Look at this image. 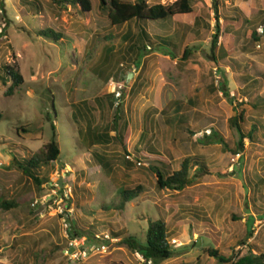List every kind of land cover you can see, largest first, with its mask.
I'll return each mask as SVG.
<instances>
[{"label":"rangeland","instance_id":"rangeland-1","mask_svg":"<svg viewBox=\"0 0 264 264\" xmlns=\"http://www.w3.org/2000/svg\"><path fill=\"white\" fill-rule=\"evenodd\" d=\"M0 1V32L5 31L0 75L5 76L3 66L11 65L25 78L14 95L6 94L11 82L5 86L0 78V193L20 203L0 212V264H146L122 241L129 235L144 241L149 221L159 218L168 223L176 253L160 264H231L210 256L209 248L232 259L264 251V103L259 100L264 98V36H251L264 27V0H221L222 34L215 52L218 19L212 0H194L191 17L156 22L148 28L153 42L136 51L131 44L138 42L140 27L135 22L111 26L99 7L80 13L53 0ZM44 29L56 31L60 40L40 36ZM130 32L133 38H126ZM160 36L172 45L161 43ZM186 47L193 53L181 61ZM224 80L233 101L221 90ZM112 81L126 87L118 104L109 107L105 96ZM174 101L184 105L187 121L170 125L163 110ZM250 102L260 103L259 108ZM78 103H86L97 126L112 122L118 110L122 132L126 125L130 131L128 151L141 164L127 167L117 149L111 172L96 163L93 147L72 118ZM243 108L245 128L255 122L258 128L238 158L214 133L235 147L240 136L229 120ZM53 126L61 155L43 168L49 182L40 192L15 159L22 161L50 142ZM151 147L166 159L168 172L186 157L193 159V172L200 164L206 169L193 186L162 190L149 160L139 153ZM139 185L144 193L124 210L115 209L119 189ZM53 188L59 189L58 198L49 200ZM66 204L73 230L89 241L85 248L101 236L108 251L90 252L85 259L65 252L68 241L57 210Z\"/></svg>","mask_w":264,"mask_h":264},{"label":"trees","instance_id":"trees-1","mask_svg":"<svg viewBox=\"0 0 264 264\" xmlns=\"http://www.w3.org/2000/svg\"><path fill=\"white\" fill-rule=\"evenodd\" d=\"M59 4L68 3L74 6L80 13H89L93 12L99 7L100 13L107 16L108 23L111 26H124L126 24L135 22L141 30V34L138 37V42L135 40L131 44L133 51L145 50L146 46L143 44L145 41L153 42L152 36L148 33V28L156 24V22L167 20L169 18H179V17H191L195 14L193 8L194 0H175L170 4H150L148 0H53ZM2 7L4 3L2 2ZM220 5L221 0H212V8L218 19L217 30L212 36V51L215 52L218 48L219 38L222 34L221 25L219 23L220 19ZM5 19V17H4ZM5 31H2V33ZM0 33V38L2 36ZM40 36H45L52 38L55 41L60 40V34H58L53 29H44ZM132 32L127 34L126 38H133ZM251 36L253 39L258 40L259 35L257 31H252ZM157 39L164 43V45H172L170 40L163 37H157ZM193 53L191 47H186L181 61H187ZM3 72L5 76H1L5 86L11 82V85L6 90L7 95H14V92L20 90L25 83V78L15 66L5 65L3 66ZM221 90L224 93V96L228 97L230 101H233V98L230 97L229 91L226 87L225 80L221 81ZM105 98L109 102V107H114L118 104V101L113 93L107 94ZM54 100V99H53ZM260 103H264V98H259ZM258 102L251 103L254 109L259 108ZM99 105L103 108V103L101 99L99 100ZM244 104L241 103L242 107ZM101 108V109H102ZM172 108V110H171ZM184 105L178 101H174L169 105L167 109L163 110V115L170 125L179 122L187 121L186 116L183 114ZM106 108L104 112L106 113ZM174 112V114H173ZM245 108L240 112L235 113L229 120L230 126L235 128L240 136L237 145L233 148H230L228 143L223 137H220L219 134L214 133L215 140L224 144L228 147L229 151L234 155L242 153L245 149V140H255V132L257 131L258 125L255 122L250 129L245 128L246 117H245ZM103 113V109H102ZM119 111L115 114L112 122H107L101 126H97L93 123L90 113L86 103L73 104V120L78 125V132L82 138L93 147L92 154L93 158L101 165V167L106 172H111L114 168L115 161L112 156L114 150H119L121 153L120 160L125 163L127 167H132L140 161H134L127 158L128 155H131L130 151L127 148V139L129 137V127L125 126V131L122 132L121 126L119 125ZM3 119V113L0 111V122ZM83 122H86V125H83ZM27 128H32V126L27 125ZM24 128V127H22ZM56 127L53 126V138L50 142L45 144L40 150L30 157L25 158L24 160H16L15 164L22 171V174L30 179L38 191L42 192L43 189H46L45 185L48 184L49 179L44 177L42 170L44 167L49 166L53 162L57 161L61 155V147L57 140ZM113 132H115L113 134ZM211 136H206L210 138ZM116 153V152H114ZM140 155L146 157L150 163L149 170L153 171L157 177L158 186L162 190L169 191H182L187 187L193 186L196 184L199 177V173L206 169L205 164H200L196 171L193 172V163L192 158H184L179 165L178 169H173L171 172H168L166 168V159L161 156V154L156 151L154 148H150L149 151H140ZM117 154V153H116ZM117 157V155H115ZM118 158V157H117ZM209 172L207 171V174ZM45 191V190H44ZM144 193V187L139 185L135 188L123 187L120 188L118 194L120 195L119 204H113L115 209L124 210L127 204L131 201H134L141 194ZM20 206L19 201L9 197L3 193H0V212H10ZM254 223V218L251 217V223L249 225V234L252 236V225ZM169 226L165 219H153L149 221V225L146 231V237L144 241H140L136 236L129 235L123 239V243L128 245L129 248L135 252H140L147 261H152L153 264H160L168 259H171L175 256V251L169 242ZM74 236H81V234L74 230ZM246 241H241V244L245 245ZM210 256L217 258L222 263H231V264H264V251L253 253L250 251L247 255L237 256L234 259L224 256L220 253L218 249L209 248L208 251ZM148 264V263H146Z\"/></svg>","mask_w":264,"mask_h":264},{"label":"built area","instance_id":"built-area-1","mask_svg":"<svg viewBox=\"0 0 264 264\" xmlns=\"http://www.w3.org/2000/svg\"><path fill=\"white\" fill-rule=\"evenodd\" d=\"M1 3L2 2L0 1V11L2 12V8L3 7H2ZM2 31L0 33H2ZM257 32H258L259 36H264V27L258 28ZM110 87H111V93H113L115 95L116 99H121V97H122V95L124 93V89H125L126 85L123 84V83H120V82L118 83V82L112 81L110 83ZM236 156L239 158L241 156V153H238ZM127 158L130 159V160H134V157H132V155H128ZM139 164H141V163L139 162ZM58 190H59L58 188H53L52 189V191H51L52 193L48 197L49 200L52 199V198L53 199L54 198H58V193H57ZM64 198L68 199L69 197L67 195H66V197L62 196V198H60L61 201ZM59 200L55 199L54 203H57V201H59ZM64 207L65 208L59 206V209L57 210V213H58V215L61 218V222H62L63 227H64L65 236H66V239L68 241V246H67L65 252L68 255H71V258H75V259L84 258L85 259V258H87L89 256L90 252H94L95 254H97L99 252H104L105 253L106 251H108L109 247L106 244H104V243H106V242H104L105 238H102L101 236H97L96 237V241H98V244L96 243L90 250L85 248L86 244L89 241L88 240L81 241V237L80 236L72 235L74 230H73L72 224L70 222L71 213L68 211V205L67 204ZM106 239H110V237L107 236ZM173 242L177 243V240L174 239ZM136 255L142 261H144L146 263H152V261H147L146 258L140 252L136 251Z\"/></svg>","mask_w":264,"mask_h":264},{"label":"water","instance_id":"water-1","mask_svg":"<svg viewBox=\"0 0 264 264\" xmlns=\"http://www.w3.org/2000/svg\"><path fill=\"white\" fill-rule=\"evenodd\" d=\"M130 78V77H129ZM59 185L61 186V187H63V183L62 182H59Z\"/></svg>","mask_w":264,"mask_h":264}]
</instances>
